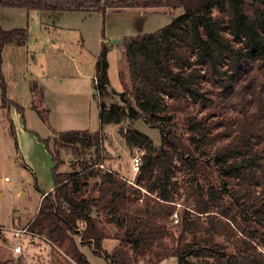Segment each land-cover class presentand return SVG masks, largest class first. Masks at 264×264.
<instances>
[{
    "label": "trees",
    "instance_id": "1",
    "mask_svg": "<svg viewBox=\"0 0 264 264\" xmlns=\"http://www.w3.org/2000/svg\"><path fill=\"white\" fill-rule=\"evenodd\" d=\"M4 6L103 16L111 9L136 7L180 11L156 32L124 39L131 91L118 93L120 101L110 105L107 99L116 91L103 30L94 78L99 120L102 126L129 121L120 130L127 146L146 149L136 185L99 166L105 150L102 129L60 131L45 140L57 163L54 185L27 225L31 232L62 247L83 225L82 239L94 242V252L103 256L105 234L97 217L106 214L123 229L122 241L135 257L176 256L178 264H264V0H0V9ZM28 35L27 28L0 27V61L7 44L24 46ZM191 102L210 111L186 117L195 154H185L171 138L178 136L171 121ZM218 113L223 116L216 118ZM138 119L160 129V145L132 124ZM61 149L80 158L79 169L58 172L64 162ZM178 172L181 182L175 179ZM92 179L95 196L88 193ZM180 192L186 203L181 233L177 248L169 249L168 224ZM67 250L79 264H91L77 246Z\"/></svg>",
    "mask_w": 264,
    "mask_h": 264
},
{
    "label": "rangeland",
    "instance_id": "2",
    "mask_svg": "<svg viewBox=\"0 0 264 264\" xmlns=\"http://www.w3.org/2000/svg\"><path fill=\"white\" fill-rule=\"evenodd\" d=\"M172 13L178 14L180 11L172 12L167 7H136L118 11L111 9L106 16L98 12L89 14L85 11H75L62 14L58 18L57 31L61 35L55 36L54 23L50 22V25L44 23L47 19L41 11L6 6L0 9V27L3 30L27 28L30 42L28 46L7 44L1 53L0 103L4 101L13 106V101L16 100L22 104L25 109L22 112L21 123L25 128L20 131L16 122L9 118L11 116L7 114V109L4 111L0 109V264H79L67 250L76 246L87 255L91 264H123L124 261L128 264H178L176 256H169L162 260L156 259L153 255L135 257L131 246L122 241L123 229L112 222L111 217L106 214H100L97 217L99 228L105 234L101 251L103 256L94 252V242L90 243L82 239L79 233L83 231V225L78 229V233L71 234V240L62 247L51 244L45 235L33 233L30 230V233L20 232L37 214L43 191L54 184L53 169L57 165L45 142L46 139L54 136H47L48 132L40 119L44 113L29 107L33 102L30 91L37 85L34 81L31 82L25 73L41 74L40 84H44L47 90L55 91L54 94L57 96L53 99L57 98V107L62 110L59 113V119L65 122V126L72 128L66 131L84 128L80 127L83 121H80L79 116L84 112L87 113L86 120L89 121V125L85 128L93 132L103 130L105 150L104 153L100 152V158H102L100 162L120 175L133 179L135 175L132 169L133 149L127 146L120 132L121 128L126 129L129 126V121L120 125L102 126L98 114L99 100L94 95V79L90 82L91 93L87 102L86 100L78 102L73 99L80 94L78 87H81L82 91L84 86L81 85L85 84L76 73L84 71L86 74L91 72L90 75H94L96 58L92 54L93 44L97 35L103 38L104 30V40L109 49L110 82L116 88V93H112V96L107 99V104L120 101L118 93L131 91L129 68L125 51H123L124 39L156 32L171 22ZM80 30L91 32L92 53L83 48ZM52 64L57 71L62 73L61 69L65 66L68 72L55 81L46 73ZM57 84L60 86L55 90ZM63 93L64 96L65 93L68 94L67 102L60 101ZM167 102L171 101L167 100ZM209 111L210 108H203L200 104L191 102L185 113L172 115L171 124L178 136L172 135L171 138L182 153L195 154L185 128L186 117L191 115L201 117ZM222 116V113H218L216 118ZM132 124L150 136L155 144H161V131L158 127L151 126L143 119H138ZM50 148L54 151L53 142L50 143ZM60 157L64 162L59 165L58 172L65 173L79 169L81 160L76 155L61 149ZM6 176L10 178L9 182L4 180ZM175 179L180 182L184 180L180 172ZM88 191L93 196L98 194L96 179L90 181ZM182 192L177 199L175 213L177 216L174 214L170 219L172 222L168 224L173 233L166 240L169 249L177 248L181 233L180 221L175 223L174 217L180 218L186 204ZM248 226L251 229L255 227L253 223H249ZM186 241L191 242L192 236L188 235ZM218 241L224 240L218 238ZM19 244L22 246V251L17 253L15 247ZM228 250L232 251V248L229 247Z\"/></svg>",
    "mask_w": 264,
    "mask_h": 264
},
{
    "label": "crops",
    "instance_id": "3",
    "mask_svg": "<svg viewBox=\"0 0 264 264\" xmlns=\"http://www.w3.org/2000/svg\"><path fill=\"white\" fill-rule=\"evenodd\" d=\"M41 13L47 19V21L44 22V23H48L49 25H50V22L54 23L55 27H54L53 34L55 36H60L61 34L57 31L58 26L56 25L58 18L60 16H62V14L73 13V12H70V11L52 12V11L43 10V11H41ZM85 13H89L90 14V13H94V12L85 11ZM80 33H81V40H82L83 48L85 50H87L88 52L92 53V51L90 50V47H91L90 46V41L92 40L90 38L91 32L88 31V30H80ZM57 38H59V37H57ZM103 41H104L103 38L102 37H98V35H97L96 40L94 42L95 44H93L94 47H93V53L92 54L96 58V63H97V59H98V57H99V55L101 53V50H102ZM29 43L30 42H29V35H28L27 43L25 44V46H28ZM123 51H125V46H124V50ZM65 70H67V71H65ZM95 70H94V75L93 76L90 75L91 72H89L88 74H86L84 71H82V72L79 71L78 73H76L78 78H82L84 80L85 84H87V86L85 84L81 85V86H84L82 91H81V87H78V89H80V94L77 97H75L76 99L73 98L74 100H77L78 102H83L84 100H86V102H87L89 100L90 93H91V83L90 82H91L92 79H94V77L96 75V71ZM61 71H62V73L60 71H57L55 66H53V64H52V67H50L46 73H47L48 77H51L53 80L57 81L58 79H60L64 75H66V73L68 72V68L64 66L63 69H61ZM25 74L27 75V77L29 78V80L31 82L34 81L35 84L37 85L33 90L30 91L31 98H32L33 102H32V105H30L29 107L34 109V110L36 109V110H39V111H43L44 115L47 117V121H44L42 118H40L41 121L44 124V128L48 132L47 136H55L60 131H66V129H72V128H68L67 126H65V122L59 119V113L62 110H60L61 108L57 107V101H56L57 98H56V100L53 99V97H55L57 95L54 94L55 91H51L52 89L47 90V89H45L46 86L44 84H40V82H39L40 78L39 77L41 76V74H38L36 72H31V73L30 72L29 73L26 72ZM123 85L126 86L125 83H123ZM59 86L60 85L57 84L54 89L55 90L59 89ZM111 89L116 91V88L112 84H111ZM61 96H62L61 97L62 100H60V101H62V102H67L68 101L69 97H68L67 93H65V96H64V93ZM6 98H7V96H6ZM5 102H7V101H5ZM13 102H14V104L12 106V105H8V104L4 103V101H2L0 103V109L3 110V111H4V109H7V114L12 117V118L11 117H9V118L13 119L16 122L17 127L19 128L20 131H23L25 127H23L22 123H21L22 112L17 110L16 104L22 106L23 108H24V106L22 104H20L16 100H14ZM37 102H38V104H37ZM90 109H91V107H90ZM99 112H100V108L98 109V114H99ZM86 114L87 113L84 112L83 115L81 114L79 116L80 121L81 120L83 121L82 122L83 124H81L82 126H80V127H84V128H75V129H77V130H89V129H87L88 125H89V121L87 122V120H86ZM75 119H77V118L75 117ZM88 119H89V117H88ZM85 127H87V128H85ZM30 181H32L31 178H30ZM53 185L54 184H52L50 186V188H48V190L43 191L41 199L43 198V195L45 193H48V192H50L53 189Z\"/></svg>",
    "mask_w": 264,
    "mask_h": 264
},
{
    "label": "built area",
    "instance_id": "4",
    "mask_svg": "<svg viewBox=\"0 0 264 264\" xmlns=\"http://www.w3.org/2000/svg\"><path fill=\"white\" fill-rule=\"evenodd\" d=\"M94 81L96 83V79H94ZM145 154H146V149L144 147H141V146L134 147L133 153H132V169H133L135 175H134L133 179H128V178L120 175L122 178L126 179L132 185H136L135 184L136 176L139 174V172L141 170V165L143 163V157ZM99 166L105 170L113 171L112 169L106 167L103 162H101L99 164ZM4 180L9 182L10 178L8 176H6L4 178ZM175 216H177V214H175ZM174 222L179 223V218L174 217ZM20 232L30 233L28 227H24L23 229L20 230ZM21 251H22V246L19 244L15 247V252L20 253Z\"/></svg>",
    "mask_w": 264,
    "mask_h": 264
},
{
    "label": "water",
    "instance_id": "5",
    "mask_svg": "<svg viewBox=\"0 0 264 264\" xmlns=\"http://www.w3.org/2000/svg\"><path fill=\"white\" fill-rule=\"evenodd\" d=\"M103 105L105 106L106 105V103H103ZM135 121H132V123H134Z\"/></svg>",
    "mask_w": 264,
    "mask_h": 264
}]
</instances>
